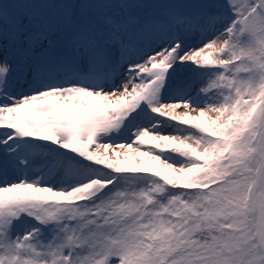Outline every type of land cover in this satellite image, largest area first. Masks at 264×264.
Returning <instances> with one entry per match:
<instances>
[{
    "label": "rangeland",
    "instance_id": "obj_1",
    "mask_svg": "<svg viewBox=\"0 0 264 264\" xmlns=\"http://www.w3.org/2000/svg\"><path fill=\"white\" fill-rule=\"evenodd\" d=\"M2 6L19 25L0 19V107L6 108H0V144L7 146L0 151V180L10 186L0 191V204L8 205L1 227L10 231L11 224L20 222L12 202L19 205L31 196L78 199L86 195L80 182L92 179L91 193H97L115 181L113 191L121 192L113 217L120 225L100 229L106 241L97 240L93 252L88 248L74 264H195V259L203 260L200 264H264L254 226L247 220L255 212L251 187L260 164L257 134L264 117V0H0ZM142 25L147 31L142 32ZM141 38L140 47L127 51ZM193 48L200 51L199 59L189 63ZM121 53L124 62L119 64ZM66 55L80 63L78 70L89 72L85 76L131 74L134 86L138 84L129 96L134 98L77 110L79 99L70 100L69 94L40 96L48 79H63L73 70L66 67L71 66ZM182 62L187 66L176 68ZM195 88L203 90L198 93L203 102L213 105L208 115L216 127L183 125L192 144L172 153L184 156L179 162L184 174L173 180L167 170H113L95 157L112 155L99 149L110 139L123 143L148 130L147 119L170 95L177 104H187L183 100ZM13 138L23 142L9 141ZM31 142L37 144L35 158L43 163L28 182L16 164L19 157L28 158L23 149L29 151ZM57 143L53 148L61 154L50 148ZM129 147L128 156L122 157L129 164L141 161V151L152 154ZM262 147L264 152V140ZM55 158L64 166L55 165ZM256 199L264 239L263 190ZM43 210L38 209L39 217ZM85 234L79 235L80 242L93 236ZM4 240L9 252L0 256V264H54L48 249L28 244L39 258L25 257L14 253L9 237ZM118 250L125 258L118 257Z\"/></svg>",
    "mask_w": 264,
    "mask_h": 264
},
{
    "label": "bare ground",
    "instance_id": "obj_2",
    "mask_svg": "<svg viewBox=\"0 0 264 264\" xmlns=\"http://www.w3.org/2000/svg\"><path fill=\"white\" fill-rule=\"evenodd\" d=\"M193 49L195 53H193L192 58L187 61L189 63H195V61L199 59V56H197V54L200 51L195 50V48ZM185 63L186 62H182L180 65H186ZM131 78H129L126 83H131ZM126 79V74H120V76L116 79L113 78L111 80H107L106 82H108V86H103L102 84L95 85L90 81L83 80L81 82L75 81V83L68 82L71 85L62 84L61 89L62 91L67 92V94H69L70 100H74L75 98L79 99L78 102L80 103V105L75 107L77 110L81 109L80 107L87 108L89 105H95L97 103L105 105H116L120 102H127L129 100L128 96L132 94V89H130V86H128L127 84L122 85L123 87L118 86L121 81L124 82L126 81ZM132 85L134 86V84ZM134 88L137 89V86H135ZM47 89L49 90H41L39 95H44L55 91L52 88ZM87 89L96 93H91L90 91H87ZM113 90L116 91L114 92ZM200 91L203 90H193L192 93L183 100L187 101V104L185 105L177 104V101L179 100H177V98H175L173 95H170L169 97H167V99L163 101L159 111L155 112L151 115V117L147 119L146 124H144V128L148 130L139 131L137 133L138 136H136L135 138L128 137L125 139L126 142L123 143H121L119 140L110 139L109 141H107L108 144H103L104 146L99 145V149H104L112 155L104 157L96 153L95 157L101 158L103 164L109 169L113 170L128 169L132 171L146 170L151 172H163L164 170H167V173H165V175L167 174L171 178H177L176 175H178L179 173L184 174V168H181L179 166L181 165L179 164V162H181L180 158H184V156H179L175 153H172L174 149H176V151H182V149H187L192 144V142L188 141L189 136L184 134H188L189 132H182V129H185L183 125H200L202 127L208 128L209 130H213V128L216 127V122L211 120L208 115L210 112L209 110L212 109L213 105H210V103L207 102H203V100L198 95ZM98 92L108 93L103 96L94 95ZM117 94H119V96ZM156 134H167L168 136L160 137ZM259 134L261 138H264V117L259 129ZM180 137H182L183 139L179 140L178 138ZM129 145H133L134 147H136V151L139 149L147 150L152 153V156L150 155L147 157L145 154H142L141 151V161L139 163L134 161L133 163L129 164L130 161H125V159L122 158L128 156L130 151ZM260 154L262 156L263 164V150H261ZM163 160H168L172 163H175V165L179 167L168 168L170 166H166V164L162 162ZM115 163L118 165H116ZM187 169L191 171L190 168L186 167V170ZM175 178L173 180H175ZM257 181L260 182L258 183V185H260V188L264 190V179L261 175H258Z\"/></svg>",
    "mask_w": 264,
    "mask_h": 264
},
{
    "label": "trees",
    "instance_id": "obj_3",
    "mask_svg": "<svg viewBox=\"0 0 264 264\" xmlns=\"http://www.w3.org/2000/svg\"><path fill=\"white\" fill-rule=\"evenodd\" d=\"M94 7V6H93ZM93 7H91L90 9H92L93 10ZM157 236V235H156ZM210 241V240H209ZM210 243V242H209ZM119 252H118V255L120 256V255H123V253L121 252V250H118ZM121 252V253H120ZM120 253V254H119ZM203 261V260H202ZM201 261V262H202Z\"/></svg>",
    "mask_w": 264,
    "mask_h": 264
},
{
    "label": "water",
    "instance_id": "obj_4",
    "mask_svg": "<svg viewBox=\"0 0 264 264\" xmlns=\"http://www.w3.org/2000/svg\"><path fill=\"white\" fill-rule=\"evenodd\" d=\"M255 186L257 187V185H255ZM257 236H259V234H257ZM261 244H262V245H264V243H263V242H261Z\"/></svg>",
    "mask_w": 264,
    "mask_h": 264
}]
</instances>
